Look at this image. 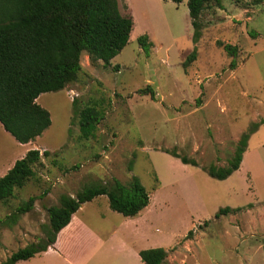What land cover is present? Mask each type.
I'll return each instance as SVG.
<instances>
[{
    "label": "rangeland",
    "instance_id": "374dc122",
    "mask_svg": "<svg viewBox=\"0 0 264 264\" xmlns=\"http://www.w3.org/2000/svg\"><path fill=\"white\" fill-rule=\"evenodd\" d=\"M119 1L134 24L111 65H93L83 53L78 80L38 99L52 125L29 144L42 152L36 175L0 202V263L46 237L47 208L63 195L114 178L127 184L136 175L153 196L146 232L181 239L166 264H264V0L207 8L197 42L188 2ZM143 34L149 47L138 41ZM220 42L238 51L231 55ZM194 50L196 58L185 65ZM147 87L154 96L140 92ZM74 99L80 109L98 105L104 112L90 139L74 121ZM256 124L241 167L226 179L211 176L204 167L228 165ZM23 149L0 122V167ZM168 149L199 164L183 163ZM32 196L34 208L12 223L10 214ZM225 207L232 211L216 217ZM90 264L118 263L104 256Z\"/></svg>",
    "mask_w": 264,
    "mask_h": 264
},
{
    "label": "trees",
    "instance_id": "16d2710c",
    "mask_svg": "<svg viewBox=\"0 0 264 264\" xmlns=\"http://www.w3.org/2000/svg\"><path fill=\"white\" fill-rule=\"evenodd\" d=\"M172 1L179 4L184 0ZM212 6L223 8V0H188L196 42L202 36V14ZM133 24V14H124L119 0H0V122L4 128L21 143L41 136L52 125V114L39 103V97L77 81L83 69V53L93 65L102 61L104 66H110L112 59L129 43ZM138 41L144 48L152 44L148 34L139 36ZM220 44L231 55L238 51L237 45ZM196 54L194 50L185 65ZM140 92L155 95L151 87ZM73 105L74 121L79 119L81 137H94L104 117L103 110L98 105L80 109L77 99ZM257 127L256 124L243 134L228 165L204 167L208 173L214 178L226 179L238 170L249 137ZM167 152L183 163L199 164L176 149ZM43 154L48 155L49 151ZM41 158L40 149H31L0 178V202L8 201L17 188L24 187L36 175L35 165ZM100 195L108 196L114 211L129 217L140 214L151 202V193L136 175L127 184L114 178L111 183L88 186L75 196L63 195L59 204L47 208L50 222L45 226L46 237L20 248L0 264H16L54 247L58 233L70 223L73 214L83 203ZM35 200L32 196L22 202L9 216L12 223H17L20 214L32 210ZM230 211L231 207L221 208L216 217ZM192 233L190 230L185 238H190ZM168 253L164 247L140 251L145 264H166Z\"/></svg>",
    "mask_w": 264,
    "mask_h": 264
},
{
    "label": "crops",
    "instance_id": "0c3cea01",
    "mask_svg": "<svg viewBox=\"0 0 264 264\" xmlns=\"http://www.w3.org/2000/svg\"><path fill=\"white\" fill-rule=\"evenodd\" d=\"M7 134L11 133L7 131ZM30 143H21L24 149L20 154L11 164L6 162L0 167V178L32 149L29 148ZM152 204L153 196L150 204L140 214L129 217L114 211L110 207L108 196L100 195L83 203L73 214L70 223L58 233L54 247L16 264H29L30 260L37 257L41 264H90L104 256H112L118 264H145L140 255L143 249L164 247L171 253L170 248L175 247L181 239L178 240L173 235L159 238L146 232ZM110 217H114L112 225H109ZM169 253L167 261L172 257ZM178 254L181 255V252Z\"/></svg>",
    "mask_w": 264,
    "mask_h": 264
}]
</instances>
